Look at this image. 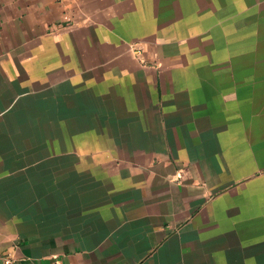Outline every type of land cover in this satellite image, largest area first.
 <instances>
[{
    "label": "crops",
    "instance_id": "crops-1",
    "mask_svg": "<svg viewBox=\"0 0 264 264\" xmlns=\"http://www.w3.org/2000/svg\"><path fill=\"white\" fill-rule=\"evenodd\" d=\"M243 0H0V257L264 264V50Z\"/></svg>",
    "mask_w": 264,
    "mask_h": 264
},
{
    "label": "rangeland",
    "instance_id": "rangeland-1",
    "mask_svg": "<svg viewBox=\"0 0 264 264\" xmlns=\"http://www.w3.org/2000/svg\"><path fill=\"white\" fill-rule=\"evenodd\" d=\"M243 36L250 40L255 29L258 30L259 48L264 50V0H243ZM250 42V41H249Z\"/></svg>",
    "mask_w": 264,
    "mask_h": 264
},
{
    "label": "built area",
    "instance_id": "built-area-1",
    "mask_svg": "<svg viewBox=\"0 0 264 264\" xmlns=\"http://www.w3.org/2000/svg\"><path fill=\"white\" fill-rule=\"evenodd\" d=\"M14 263H15L14 258L9 255H3L0 257V264H14Z\"/></svg>",
    "mask_w": 264,
    "mask_h": 264
}]
</instances>
